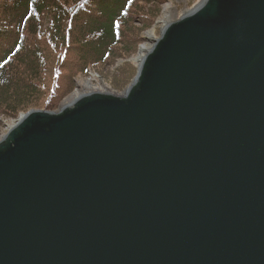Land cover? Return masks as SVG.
<instances>
[{"label": "water", "instance_id": "1", "mask_svg": "<svg viewBox=\"0 0 264 264\" xmlns=\"http://www.w3.org/2000/svg\"><path fill=\"white\" fill-rule=\"evenodd\" d=\"M0 134V264H264V0L146 30Z\"/></svg>", "mask_w": 264, "mask_h": 264}, {"label": "trees", "instance_id": "2", "mask_svg": "<svg viewBox=\"0 0 264 264\" xmlns=\"http://www.w3.org/2000/svg\"><path fill=\"white\" fill-rule=\"evenodd\" d=\"M164 1L0 0V116L54 109L64 79L90 67L117 65L118 82L132 78L126 59ZM74 51L83 64L70 68Z\"/></svg>", "mask_w": 264, "mask_h": 264}, {"label": "rangeland", "instance_id": "3", "mask_svg": "<svg viewBox=\"0 0 264 264\" xmlns=\"http://www.w3.org/2000/svg\"><path fill=\"white\" fill-rule=\"evenodd\" d=\"M15 0H12V3ZM202 0H165L161 5V11L159 12L158 16L155 18V21L153 22L152 26L148 28L150 31L155 33L159 26H165L169 23L175 22L179 20L182 16L186 15L187 13L194 10L198 4L201 3ZM9 18V16H8ZM147 29H144L142 31V37L141 40L145 34ZM140 40V42H141ZM140 42L137 44L136 50L140 44ZM135 50V52H136ZM77 51L72 52V55L68 59V62L66 63L68 67L73 68L74 66H81L83 63L81 62V58L79 57ZM135 52L131 57L126 59L128 62H132L135 66V71L138 67L137 58L135 56ZM121 62V61H120ZM119 69V66L117 65H111L107 66L105 68L99 69L97 67H90L87 73H78L76 76L73 74H69L65 79V86L61 93V98L59 102L55 105V108H58V106L61 104L62 97L66 96L70 90L76 86L78 83H80L88 73H93L97 77H100V79L108 86L113 89L119 90L122 88L130 79L127 77L121 78V81L118 82L119 78L115 76ZM57 106V107H56ZM54 109L50 110L53 111ZM13 118H7L0 116V134L8 129L9 123L11 122Z\"/></svg>", "mask_w": 264, "mask_h": 264}, {"label": "bare ground", "instance_id": "4", "mask_svg": "<svg viewBox=\"0 0 264 264\" xmlns=\"http://www.w3.org/2000/svg\"><path fill=\"white\" fill-rule=\"evenodd\" d=\"M100 78V77H99Z\"/></svg>", "mask_w": 264, "mask_h": 264}]
</instances>
